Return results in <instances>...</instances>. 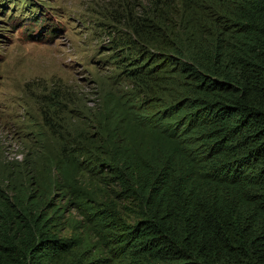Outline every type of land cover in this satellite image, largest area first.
Wrapping results in <instances>:
<instances>
[{
    "label": "trees",
    "instance_id": "16d2710c",
    "mask_svg": "<svg viewBox=\"0 0 264 264\" xmlns=\"http://www.w3.org/2000/svg\"><path fill=\"white\" fill-rule=\"evenodd\" d=\"M125 28L118 91L0 191V264H264V0H153Z\"/></svg>",
    "mask_w": 264,
    "mask_h": 264
},
{
    "label": "rangeland",
    "instance_id": "374dc122",
    "mask_svg": "<svg viewBox=\"0 0 264 264\" xmlns=\"http://www.w3.org/2000/svg\"><path fill=\"white\" fill-rule=\"evenodd\" d=\"M151 1L0 0L2 193L11 194L9 182L46 178L78 121L92 118L104 107L102 97L118 91L120 59L129 53L125 24ZM49 198L64 203L59 189ZM63 220L61 235L91 236L72 205Z\"/></svg>",
    "mask_w": 264,
    "mask_h": 264
}]
</instances>
